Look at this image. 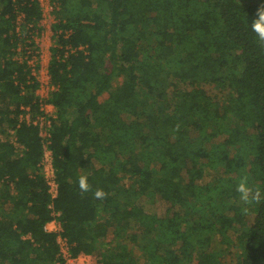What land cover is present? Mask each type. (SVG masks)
Returning <instances> with one entry per match:
<instances>
[{
	"label": "trees",
	"instance_id": "obj_1",
	"mask_svg": "<svg viewBox=\"0 0 264 264\" xmlns=\"http://www.w3.org/2000/svg\"><path fill=\"white\" fill-rule=\"evenodd\" d=\"M21 3L28 33L42 9ZM261 7L60 0L49 66L53 198L39 172L40 129L21 122L23 106L40 110L39 82L18 58L15 2L0 0V129L25 146L0 138V264H65L46 229L51 203L73 254H94L95 264H223L227 251L232 264H264V199L243 205L236 192L248 176L264 194V43L249 26ZM81 174L91 185L83 195ZM158 200L165 214L148 207Z\"/></svg>",
	"mask_w": 264,
	"mask_h": 264
},
{
	"label": "built area",
	"instance_id": "obj_2",
	"mask_svg": "<svg viewBox=\"0 0 264 264\" xmlns=\"http://www.w3.org/2000/svg\"><path fill=\"white\" fill-rule=\"evenodd\" d=\"M13 1L15 2V7L18 13L16 19V30L20 37H25L24 43L18 48V58L22 61H27L32 69L34 77L39 82V86L36 90V96L40 100V110L37 113H34L30 105L23 106L22 108H24L25 111L21 113V122L26 121L27 123L38 126L40 129L43 156L39 164V172L44 176L50 194L53 198H56L59 193V181L57 178L54 153L52 149V128L55 119L57 118V107L49 101V98L52 91L58 89V86L53 82L49 67H47L48 61L45 62L44 55L40 51L41 48H39V46L41 44L39 36L41 34L40 30L42 25L49 23L53 26V24L58 20L55 12L60 8V0H32L40 4L42 9V18L36 25L33 22L27 23V27L29 29L28 33H24L23 31V25L26 22L27 15L21 8V2L24 3L30 0ZM49 106L52 107L49 108ZM8 130L9 132L5 135L0 132V138H10L12 141H15L19 152L23 153L25 146L16 142L17 139L13 134V130ZM8 182L14 190V182L11 180H8ZM50 207L53 209V219L47 223L46 229L50 232L57 233V239L60 245V255L64 259L65 264H94V254H73L70 241L63 234L64 228L60 219L61 212L55 208L54 203H51Z\"/></svg>",
	"mask_w": 264,
	"mask_h": 264
},
{
	"label": "clouds",
	"instance_id": "obj_3",
	"mask_svg": "<svg viewBox=\"0 0 264 264\" xmlns=\"http://www.w3.org/2000/svg\"><path fill=\"white\" fill-rule=\"evenodd\" d=\"M252 33L255 34L259 42L264 43V7L257 10V16L249 25ZM78 190L81 195L91 191V185L86 174H81L78 177ZM236 192L239 194V202L243 205H251L253 203H260L264 199L259 188H254L249 184L248 176H242L236 184ZM108 193L103 189H96L94 192V198L103 200ZM247 211V208H245Z\"/></svg>",
	"mask_w": 264,
	"mask_h": 264
},
{
	"label": "rangeland",
	"instance_id": "obj_4",
	"mask_svg": "<svg viewBox=\"0 0 264 264\" xmlns=\"http://www.w3.org/2000/svg\"><path fill=\"white\" fill-rule=\"evenodd\" d=\"M55 13L57 15V11ZM57 19H58V17H57ZM40 31H41V34H40L39 37H40V44L41 45L39 46V48H41L40 51L44 55L45 62H47L48 61V58H49V53L47 52V44H46L45 41L49 40V32H50V34L52 33V39H51L52 40V43L54 42L53 41V29H52V25H50L49 23H45V25H42V28H41ZM50 38H51V36H50ZM51 46H52V44H51ZM211 89L215 93L218 92V90L216 88H214V87H211ZM0 132H2L3 135H5V134H7L9 132V130L2 131L0 129ZM147 203H152V201H147ZM153 204H155V205L154 206L148 205V207L151 208V209L158 210L162 214H165L168 211V206L164 202H162V201H159L158 200L156 203H153ZM253 213H254V210L253 209H250L249 210V213H248L249 214V221H252L253 220V218H254ZM190 216L191 217H194V215L192 213L190 214ZM134 226H135V221H133L132 224H131V227H134ZM115 237H116V234H115V232H113V233H111L105 239V241L108 242V243L113 242ZM140 238H141L140 240H141L142 243H147L149 241V239H150V236H148V235H142V236H140ZM141 251H142V249H141ZM231 258H232L231 251L230 252L227 251L224 254V256L222 257L223 264H232V263H230L231 262ZM96 261H97V258L95 256L94 264L96 263Z\"/></svg>",
	"mask_w": 264,
	"mask_h": 264
},
{
	"label": "crops",
	"instance_id": "obj_5",
	"mask_svg": "<svg viewBox=\"0 0 264 264\" xmlns=\"http://www.w3.org/2000/svg\"><path fill=\"white\" fill-rule=\"evenodd\" d=\"M50 36H51V38H50ZM52 33L50 34V32H49V40H47V41H45L46 42V44H47V52L49 53V58H48V65H47V67H49V65H50V61H51V58H52V52H51V44H53L52 43ZM52 106H49V108H51Z\"/></svg>",
	"mask_w": 264,
	"mask_h": 264
}]
</instances>
